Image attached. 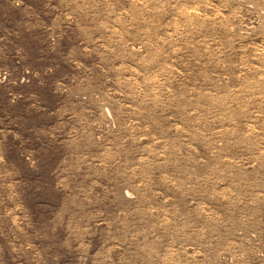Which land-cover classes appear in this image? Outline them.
I'll return each mask as SVG.
<instances>
[{"label":"rangeland","instance_id":"rangeland-1","mask_svg":"<svg viewBox=\"0 0 264 264\" xmlns=\"http://www.w3.org/2000/svg\"><path fill=\"white\" fill-rule=\"evenodd\" d=\"M0 264H264V0H0Z\"/></svg>","mask_w":264,"mask_h":264}]
</instances>
